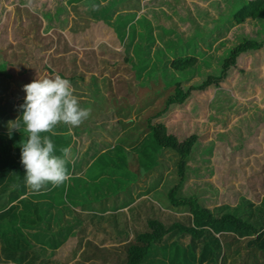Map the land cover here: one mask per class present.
I'll use <instances>...</instances> for the list:
<instances>
[{
    "label": "trees",
    "instance_id": "obj_1",
    "mask_svg": "<svg viewBox=\"0 0 264 264\" xmlns=\"http://www.w3.org/2000/svg\"><path fill=\"white\" fill-rule=\"evenodd\" d=\"M127 5L129 9L116 11V17L121 16L118 22H112V17L106 15L102 20H106L105 25L99 30L93 29L100 24L96 19L92 26L81 24L65 35L58 33L56 38L38 31L37 61L49 73L68 79L80 102H85V94L90 90L92 96L86 106L91 108L88 121L74 128L71 135L64 124L56 126L55 135H41L52 139L56 155L61 154V148L71 149L74 135L77 139L73 147L86 136L92 143V151L86 154L102 152L101 159L107 164L116 163L121 171L110 178L105 175L102 185H90L89 197H86L84 193L68 192L70 187L66 183L74 180L79 170L75 171L76 167L69 163V180L57 187L47 183L40 191H34L26 185L25 169L20 162L19 142L27 134L23 129L13 130L10 137L2 123L0 264H264V195L258 199L254 198L257 194L250 197L240 190V196H234L230 202L202 204L195 193H190L191 185L188 186L191 170L188 162L195 154L196 134L179 139L167 126L153 123L150 118L149 134L128 139L124 127L130 120L125 121L123 117L139 105V97L131 93L138 72L134 70V78L128 81L123 70H128L125 68L130 63L129 50L135 43L134 37L125 43L122 51L116 46L132 25L127 13L135 15L140 8L133 3ZM230 5L232 13L218 34L247 20L264 24V0H233ZM153 43L149 44V50ZM263 47L264 37H244L222 57L219 75H210L187 91L178 82L168 83V86L175 85L174 92L168 95L165 108L156 115H162L173 104H183L193 90L220 86L242 53ZM76 49H82V54H92L96 61L87 62L78 57ZM195 61L197 57L193 55L177 56L170 66L183 71ZM99 63L103 65L98 79L91 69H98ZM8 67L9 61H0V79L10 78L16 83L11 91L13 97L7 98L8 104H13L25 98L26 92ZM30 69H23L22 73ZM165 69L168 70L167 63ZM157 79L156 76L154 80L157 82ZM1 96L0 93V119L6 114L1 107ZM116 139L120 141L113 147ZM200 147L207 149L208 144L201 143ZM222 148L230 152L226 145ZM235 179L240 185L237 175ZM262 186L259 190H264V181ZM98 200L100 208L93 206ZM67 201L73 202V208L64 204L60 207V203ZM6 219L7 227L3 222Z\"/></svg>",
    "mask_w": 264,
    "mask_h": 264
},
{
    "label": "rangeland",
    "instance_id": "obj_2",
    "mask_svg": "<svg viewBox=\"0 0 264 264\" xmlns=\"http://www.w3.org/2000/svg\"><path fill=\"white\" fill-rule=\"evenodd\" d=\"M232 1L0 0V61H9L7 69L15 74L20 86L35 78L50 77L44 65L37 61L40 56L38 31L41 34H52L56 38L58 33L65 35L69 29L81 24L92 26L96 19L100 24L93 29L99 30L105 25L106 20H102L106 15L112 17V22H118L121 16L116 17V11L129 9L128 3L135 4L140 9L135 15L127 13L126 17L132 20V25L127 28L120 45L116 46L118 51H122L125 43L134 37L135 43L129 50L130 63L125 68L128 70H123V74L129 81L134 78V70L138 72L131 93L135 94V98L139 97V105L123 117L125 121L130 120L126 122L124 130L129 140L143 137L149 134L148 122L151 118L153 123L167 126L168 131L179 139L196 134L198 143L193 150L195 154L188 162L191 167L188 171L190 193H195L202 204L220 205L221 202H230L234 196H240V190L234 184L238 182L234 180L235 175L229 176L236 171L228 169L222 147L232 139L234 150L245 151L255 145L258 130L264 126V47L242 53L220 86L210 85L202 91L193 90L183 104L171 105L160 116L156 113L165 108L166 99L174 92L176 82L187 91L192 85L203 83L208 76L219 75L221 59L229 48L244 37H264L263 21L258 20L234 24L227 32L218 34L228 22L229 13H232ZM152 42L153 46L149 50L148 46ZM76 50L79 51L78 57L82 56L87 62L96 61L92 54H82V49ZM186 55L197 57L192 67L179 71L170 66L177 56ZM166 63L168 70L165 69ZM99 64L98 69H91L98 79L102 76L99 68L103 65ZM23 69L30 70L22 73ZM156 76L157 82L154 80ZM170 82L174 84L168 86ZM15 87L16 83L12 79H0L1 107L6 112L4 118L0 119V125L2 128L4 123L5 131H9V123L16 121L23 111L20 106L25 98L8 104L7 98L13 97L11 91ZM85 99V102L79 101L81 106H88L87 102L92 100L91 90L85 94ZM229 126L231 130L226 132ZM73 131L74 128L71 133ZM85 143L89 144L90 138L86 137ZM201 143L208 144L207 149H201ZM216 151L217 156L214 155ZM245 169H240L237 174L240 186H243L241 183H247L244 186L249 188L252 183L261 181L258 174L249 175ZM107 171L109 178L118 172L115 168H108ZM227 190L232 194L227 193ZM82 192L89 197L88 190ZM259 192H254L257 194L254 198L260 199L264 195V190ZM247 193L252 194L249 191ZM63 204L66 206L60 203V207ZM93 206L97 208L98 201Z\"/></svg>",
    "mask_w": 264,
    "mask_h": 264
},
{
    "label": "clouds",
    "instance_id": "obj_3",
    "mask_svg": "<svg viewBox=\"0 0 264 264\" xmlns=\"http://www.w3.org/2000/svg\"><path fill=\"white\" fill-rule=\"evenodd\" d=\"M26 92L22 118L9 123V136L12 130L27 134L21 139L20 162L25 169L26 185L40 191L47 183L57 187L70 179L67 165L71 162L69 147L60 149L55 154V146L48 135L59 124L69 127V135L73 128L79 127L91 115V108L81 107L70 81L60 75L54 77L35 78L23 85Z\"/></svg>",
    "mask_w": 264,
    "mask_h": 264
},
{
    "label": "crops",
    "instance_id": "obj_4",
    "mask_svg": "<svg viewBox=\"0 0 264 264\" xmlns=\"http://www.w3.org/2000/svg\"><path fill=\"white\" fill-rule=\"evenodd\" d=\"M49 73V72H48ZM50 74V77H53L55 74ZM231 130V126L226 128V132H229ZM13 131V130H12ZM85 138L86 136H83L81 140L78 142H75V146L73 147V141H75L77 138L74 135L72 143H71V151L72 153L75 152L74 154H70L71 157L70 163L73 164V166L76 167L75 171L79 168L78 172L76 173L75 176H73L75 179L72 181H68L66 183V187L69 188V193H83L82 191H87L88 187L92 184L96 185L100 183V185L103 184L105 181L104 177L105 175L108 176L109 171L107 169L109 168L110 170L115 168L118 172L116 175L120 174L119 172L121 169L117 167L116 163H108L104 160L101 159V153L98 154H86L87 151H92V143L90 142L89 144L85 143ZM118 139H116L115 144L113 147L118 143ZM230 143L226 142V150L230 149L229 151H225V161L226 163H233L230 166H227L229 170L235 169H243L246 168V172H249L251 174H258L261 178V181L252 183L250 187L252 188H246L244 185L247 184L245 183L243 186L238 185L237 183L235 184V187L238 190H244L245 194L246 191L251 192L252 194H255L254 192H259L260 188L262 186V182L264 181V126L262 128H259L256 139H255V145H251L248 147L245 151H239L234 150L233 144H232V139L229 140ZM111 147V148H113ZM232 149V150H231ZM242 150V149H241ZM79 163V165H78ZM117 167V168H116ZM217 173V172H216ZM227 174V172H226ZM237 175L238 172H231L229 176ZM115 175V176H116ZM236 180V179H235ZM227 193L232 194L229 190H227ZM249 195H252L248 193ZM26 195H23L22 197H25ZM81 200V199H80ZM82 204V202H81ZM66 206H71L73 208L74 204L72 201H67L65 203ZM98 207L100 208L101 202L98 200ZM79 209V208H76ZM81 210V209H80ZM4 224L7 227L8 219L3 221Z\"/></svg>",
    "mask_w": 264,
    "mask_h": 264
}]
</instances>
